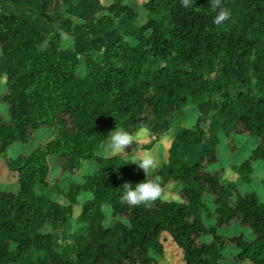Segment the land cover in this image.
<instances>
[{
  "label": "trees",
  "instance_id": "trees-1",
  "mask_svg": "<svg viewBox=\"0 0 264 264\" xmlns=\"http://www.w3.org/2000/svg\"><path fill=\"white\" fill-rule=\"evenodd\" d=\"M18 1L5 0L0 11V74L8 79L0 104L9 113L0 112V159L19 184L17 192L0 190V264H157L154 254L165 255L167 245L180 251L182 264H222L228 245L237 252L233 264H264V202L240 190L250 185L254 163L264 161V0H220L218 7L214 0H192L188 7L181 0H148L144 21L115 0L80 23L58 12L47 28L37 27L33 13L5 12ZM61 1L69 7L91 0ZM221 9L230 17L216 25ZM79 33L91 39L111 34V40L101 55L84 42L77 44L78 56L64 52V38ZM212 70L219 77H211ZM212 101L208 118L201 107ZM190 111L198 114L187 124ZM208 119L228 141L234 135L259 141L233 166L245 183L212 168L220 159ZM157 121L172 135L173 156L153 175L134 159L106 151L115 128L134 137ZM41 132L50 138L28 154L9 156ZM193 149L200 154L191 162ZM51 159L61 175L91 170L62 189L60 180L50 182ZM146 178L161 184L162 197L148 205L124 202L123 185ZM173 184L176 198H168ZM39 186L52 196L45 198ZM84 192L92 199L83 205L75 256L68 260L46 228L69 230ZM234 224L252 237L224 236Z\"/></svg>",
  "mask_w": 264,
  "mask_h": 264
},
{
  "label": "rangeland",
  "instance_id": "rangeland-1",
  "mask_svg": "<svg viewBox=\"0 0 264 264\" xmlns=\"http://www.w3.org/2000/svg\"><path fill=\"white\" fill-rule=\"evenodd\" d=\"M115 0H91L88 3L76 2L71 4L69 7H65L61 0H21V3L15 4L16 8L9 7L5 9L6 13H20L23 9L25 11L29 10L30 12L36 11L40 15L43 12L48 10L49 5H54V8L58 12H64L68 16L75 18V21L80 23L88 18L90 13L98 11L102 14L104 9L112 4ZM148 0H123L124 3L131 5L140 15L142 21L145 20L146 14L144 10V5ZM46 3V4H43ZM4 5V6H3ZM5 0H0V11L5 7ZM54 12V14L58 12ZM48 12V11H47ZM34 13V14H36ZM53 14V15H54ZM37 25V24H36ZM45 28V27H44ZM47 28V27H46ZM46 31V29H45ZM65 42L62 50L66 53L73 54L78 56L79 50L78 45L82 42L90 44L94 47L95 55L102 53L106 43L111 40V34L103 35L97 39H83L76 37L64 38ZM136 46L139 44L136 41L131 40ZM84 64L83 60H80V65L78 72L80 75L84 74ZM211 77H219L217 71L212 70ZM8 85V79L4 75L0 74V95L6 90ZM202 112L210 118L211 113L214 111L215 106L212 101L211 104L201 107ZM0 112L3 113L6 117L9 118L8 107L6 105L0 104ZM197 111H190L187 115V124L193 123L196 120ZM207 129L210 132V142L215 143L218 146V156L220 163L217 166L212 168H223L225 170V178L230 181H235L239 184L245 183L243 179L238 176V174L233 170V166L240 164L244 161L252 151V149L259 142L257 139L248 138L244 135H234L230 141H228L225 136L219 132V127L212 122L211 119H208L206 123ZM165 125L159 123L158 121L152 126L151 130H146L145 128L139 131L133 138V142L127 146L123 152H117L124 157H130L132 159H137L144 155H151L154 160L157 162V165L163 160L169 161L173 156V139L172 135L164 134L166 131ZM155 134L152 136L151 134ZM159 134V135H158ZM49 135L46 136L43 132L37 135L36 139L28 146L22 144H17L12 147L9 151V156L12 158H17L20 155H25L30 153L38 144L45 142L49 139ZM152 142V144H151ZM151 144V145H150ZM192 153L191 162H194V159H197V156L200 154V150H189ZM189 156V153H188ZM254 173L250 179V185L241 186L240 190L242 193L247 192H256L261 200L264 202V161H257L253 165ZM156 169V168H155ZM154 170H150L149 175H153ZM51 176L50 182L54 183L56 180H60L61 188L64 189L70 182L76 181L81 182L83 174L89 172L91 167L85 166L82 173L79 176H72L70 174L61 175L60 169L56 159H51ZM0 190L17 192L19 190V184L17 182V177L10 173L4 164V160L0 159ZM178 186L173 184L169 187L167 197L176 198V193ZM39 191L44 195L45 198L52 196V190L49 187L39 186ZM92 199V194L84 192L78 197V204L74 207L73 219L71 221L70 229L66 230L62 225H54L53 227L46 228V231L52 232L59 241L60 248L64 254V257L68 260H73L75 256V245L73 235L75 231L81 226L79 221L80 215L82 213L83 205L86 201ZM59 200L65 201L64 198L59 197ZM211 198H206V202L211 204ZM104 213L108 217L107 222H111V210L108 207L104 208ZM214 221H207L208 224H213ZM243 232L247 238L252 237L250 231H242L236 224L233 226L224 229L222 233L224 236H233ZM225 255L227 256V261L222 264H233V258L237 255L236 249L234 246L228 245L225 250ZM157 259V264H182L180 251L175 247L167 245L165 255L159 256L154 254ZM244 264H252L250 261H245Z\"/></svg>",
  "mask_w": 264,
  "mask_h": 264
},
{
  "label": "clouds",
  "instance_id": "clouds-1",
  "mask_svg": "<svg viewBox=\"0 0 264 264\" xmlns=\"http://www.w3.org/2000/svg\"><path fill=\"white\" fill-rule=\"evenodd\" d=\"M192 3V0H181V4L184 7H188ZM220 0H214V7H218ZM230 13L227 10L221 9L213 18V23L221 25L228 20ZM109 143L106 151L112 153L123 152L125 146L133 142L132 136L125 130L115 128L110 132ZM132 163H136L139 168L143 169L146 176H149L150 170H154L157 167V162L151 155H144L134 159ZM124 189L122 200L129 205H148L149 203L159 199L163 194V187L160 183L150 179H145L135 185L131 183H125L122 187Z\"/></svg>",
  "mask_w": 264,
  "mask_h": 264
},
{
  "label": "crops",
  "instance_id": "crops-1",
  "mask_svg": "<svg viewBox=\"0 0 264 264\" xmlns=\"http://www.w3.org/2000/svg\"><path fill=\"white\" fill-rule=\"evenodd\" d=\"M18 3L20 4L21 3V0H19ZM43 4H46V3H43ZM13 6H16V5H13ZM13 6H12L13 9L16 8V7H13ZM29 10H27L25 12H30ZM23 11H24V9L21 12H23ZM55 11H56V9L54 8V5L52 4V5H49L48 6V10H46V12H43L42 14L40 13V15L37 14L36 11L30 12V13H33V14L36 13V14H34L35 15L34 20H35V22L37 24V27L44 28V27H46V26H48L50 24L49 23V17L52 16ZM56 12H58V11H56ZM73 19L75 20V18H73ZM77 37L78 38L80 37V38H83V39L84 38L85 39H89L90 38V36L82 35L80 33L77 35ZM111 154L115 155L116 153H112L111 152Z\"/></svg>",
  "mask_w": 264,
  "mask_h": 264
}]
</instances>
